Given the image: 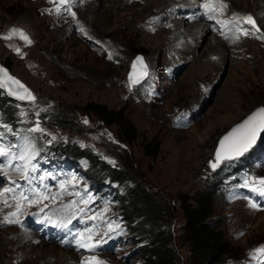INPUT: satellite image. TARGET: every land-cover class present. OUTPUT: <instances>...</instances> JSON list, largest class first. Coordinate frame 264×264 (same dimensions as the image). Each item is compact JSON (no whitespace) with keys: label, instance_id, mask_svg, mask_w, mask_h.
Here are the masks:
<instances>
[{"label":"rangeland","instance_id":"rangeland-1","mask_svg":"<svg viewBox=\"0 0 264 264\" xmlns=\"http://www.w3.org/2000/svg\"><path fill=\"white\" fill-rule=\"evenodd\" d=\"M104 1H91L93 10L102 2L106 5ZM235 1L243 7L238 12L244 14L253 4L252 0ZM175 2L122 0L116 5L120 14L113 19L96 20L94 14L79 6L70 12L71 18L64 6L57 14L55 0H0V61L27 83L36 97L34 102L11 101L10 105L20 129L28 131L39 122L43 135L50 140L56 137L54 143L63 141L60 146L75 141L81 148L95 149L110 167L130 170L133 179L151 195L150 199L166 204L169 209L159 223L174 243L177 264H192L188 246L179 242L184 223L179 197L193 196L209 185L216 189L211 220L221 222L231 248V256L224 264H257L252 253L264 247V210L252 207L236 192L234 177L226 175L233 161H224L215 171L210 169L209 161L214 159L220 139L236 123L264 107V41L245 38L238 44L231 39L223 58L221 50L208 51L205 47L222 45L220 41L210 34L202 37L192 29L191 37L197 36L199 42L202 39L199 48L193 50L189 43L173 46L174 36L187 29L186 25L172 24L165 15ZM229 2L233 10L234 2ZM262 10H257V14L264 16ZM159 11L165 15L164 24L159 22ZM59 15L66 20L59 19ZM261 20L264 28V17ZM12 28L23 30L32 43L27 44L18 35L4 39ZM259 36L256 33V38ZM250 41L258 45H251ZM17 47L22 50L20 53L14 50ZM139 55L152 72L141 84L129 89L127 74ZM246 73L249 76L245 77ZM152 84L158 88L156 93L150 92L154 89ZM91 103L115 110L116 117L104 123L93 114L88 115L85 108ZM60 116L79 123L75 129L63 128L53 122ZM130 123L135 126L136 135L129 141L122 134ZM147 141L159 144L154 159L144 153ZM254 152L241 159L249 164L247 181L264 178V160L251 164V159H247ZM73 170V165L67 169L69 173L47 170L51 173V193L60 191L61 183L67 185L65 194L56 200L63 199L60 206L78 200L74 193H83L82 185L92 182L93 178ZM122 189L113 184L114 197L89 194L93 201L81 215L88 228L96 226L93 241H107L96 248L99 253L94 256L106 264H149L141 250L144 241H148L144 235L150 234L151 228L139 217L138 223L124 219L128 215L122 207L127 204L121 200ZM56 203H51V210ZM106 204L110 211L104 213L103 220L87 219ZM13 210L9 204L0 216ZM113 220L120 225L113 233L118 235L105 239L107 222ZM138 224H143L142 231ZM2 225L0 264H79V255L52 243L46 235L38 238L33 233L19 232L11 224ZM124 230L126 234L122 235Z\"/></svg>","mask_w":264,"mask_h":264},{"label":"snow or ice","instance_id":"snow-or-ice-1","mask_svg":"<svg viewBox=\"0 0 264 264\" xmlns=\"http://www.w3.org/2000/svg\"><path fill=\"white\" fill-rule=\"evenodd\" d=\"M70 0H60L56 4L55 12L60 14L62 11V6L68 5ZM204 9V15L209 20L216 19L214 13L217 11H222L227 7L222 0H218L217 3H205L202 5ZM64 10H67L66 7ZM46 11H53V9H46ZM75 16V13H72ZM234 20H239L240 17L234 16ZM247 25L251 26L248 30L244 31V35H249L252 31L259 33L261 30L257 26L256 21L251 15H248L243 18ZM216 23L225 28L227 25L232 23V21L225 20H216ZM83 31V29H81ZM239 31V29H237ZM19 36L20 39L25 41L27 44H31L32 41L28 35L21 29L12 28L9 33L4 36V39H11L13 36ZM221 35L225 39H229L223 31ZM238 39V36L236 37ZM17 53H20V49L17 47ZM111 59V56H109ZM148 75L147 65L144 63L143 57H137L136 61L132 64V72L129 74V81L131 84H139L140 81ZM7 89V94L16 97L21 101H35L36 97L32 92L23 85L19 80L10 76L7 71L0 68V91ZM21 115H24L22 112ZM2 120V117H0ZM87 123V120H85ZM0 158H3L4 163L0 164V176L6 177L9 181L10 186L4 187L0 190V205L4 207L9 206V194H11V200L15 202V211L9 212L4 216L3 220L0 221V224H19V215L22 214L26 206L31 205H40L43 204V207L40 208V212H44V209L49 207V204L43 203L44 201L51 200L53 203L65 194L67 191V185L65 183L60 184V191L56 193H49L46 186H35L34 181H44L45 176L36 177L33 174L37 172V165L33 163L36 156L38 155L39 150L36 148L35 143L32 140H26L23 145L13 144V143H4L7 134L13 136H19V133L13 131L12 127L7 124L0 123ZM29 132L42 133L44 130L40 127L39 122L35 123V126L28 129ZM50 135V134H49ZM56 137H52V140H55ZM52 140L48 142L51 143ZM264 140V107H260L248 115L241 123L234 126L226 135L223 136L219 141V147L215 153V162L211 164L213 169L217 168L222 161L232 160L239 158L246 153L250 152L254 147L257 146L258 142ZM20 161L21 163H14ZM115 163V162H113ZM8 169H12L20 176L25 184L22 186L15 179L9 176ZM47 175H51L48 173ZM251 187L253 192H256L259 195L264 196V178L253 181H245V187ZM84 193H87V189L84 190ZM81 192H76L74 195L79 199H74L69 201L67 204L61 205L59 211L62 213V216L58 221H54L51 216H45V221L55 224V226L67 229L72 225L73 220H76L78 217H81L80 222L86 223L82 218L81 214L86 212L87 206L92 203L93 197ZM79 204H83L84 207H79ZM256 204H252V207H256ZM110 211L105 207L96 215L88 216V220H103V215L105 212ZM115 225V227H114ZM95 225L92 228H87L83 232H77L74 239L79 248L86 249L88 251H94L101 243H106L107 241L101 238L100 240L93 243V237L96 235L94 231ZM117 229H120V225L115 222H107V233L105 235L114 233ZM122 232V230H121ZM252 257L257 261V264H264V247H260L254 250ZM84 264H106L105 261L98 259L95 256H91L84 261Z\"/></svg>","mask_w":264,"mask_h":264},{"label":"trees","instance_id":"trees-1","mask_svg":"<svg viewBox=\"0 0 264 264\" xmlns=\"http://www.w3.org/2000/svg\"><path fill=\"white\" fill-rule=\"evenodd\" d=\"M10 99L3 90L0 91V111L3 112L5 119H10L14 115L12 106L9 103ZM85 110L88 115L93 114L104 123L113 121L117 115L115 110L108 109L103 104L91 103ZM6 116L9 118H6ZM53 122L63 128L72 129H75L76 124L79 123L76 119L64 116L57 117ZM127 134L131 136L128 138ZM122 135L129 141L134 139L136 135L135 126L131 123L128 124ZM143 150L146 155L154 159L157 156L159 144L147 141L143 146ZM59 152L69 159L76 158L79 155L86 156L90 161L88 173L94 180L101 181L108 176L119 182L124 191L122 199H120L127 203L122 206L128 215L124 219L131 223H138L139 217L141 220L144 219V222L149 223L145 226L151 228L149 230L150 234L144 235V237H148V241H144L141 250L146 253V260L149 264H177L174 243L170 240L169 232L162 231L163 224L159 223L164 217L165 210L169 209L166 204L159 205L154 198L150 199L151 195L141 182L133 179L130 170L123 171L110 167L102 157L100 158L91 150L79 149L75 143L69 142L64 146H60ZM129 182H133V185L130 186ZM215 191L214 186L209 185L193 196L180 195L179 197L184 215L179 242L188 246V259L192 264H224L231 256L230 243L226 240L224 231L220 228L221 222L211 220L214 215ZM142 225L138 226V230L142 231Z\"/></svg>","mask_w":264,"mask_h":264},{"label":"bare ground","instance_id":"bare-ground-1","mask_svg":"<svg viewBox=\"0 0 264 264\" xmlns=\"http://www.w3.org/2000/svg\"><path fill=\"white\" fill-rule=\"evenodd\" d=\"M94 2L95 0H75V2H76V4H77V7L79 6L80 8H82V9H84V10H88L92 15L94 14V19H96V20H105V19H107L108 17L110 18V19H113V16H115V15H117V14H120L121 12L117 9V7H116V5H118L119 3H121L122 2V0H105L104 2H106L107 4L106 5H104L103 4V2L102 3H100L98 6V8L96 9V10H93L95 7L94 6H92L93 4H92V2ZM170 1H174V0H170ZM176 2L174 3V5H171L170 6V10H171V13L173 14V15H171L170 14V12H169V9H168V12L165 14L166 15V17L169 19V20H172L173 22H172V24H174V23H179V24H181L182 26L184 25H188V24H190V21L187 19V18H185L184 19V21L185 22H182L181 21V18H182V16H181V11H182V9H181V7L180 6H177L176 4L178 3V1L177 0H175ZM203 2L205 1V0H202ZM228 1H231V0H228ZM227 0H222V2L224 3V4H227V2H228ZM233 2H234V4H233V7H232V9L233 10H237V11H242L243 10V7H242V5H237V3H236V1L235 0H232ZM239 2H243L244 0H238ZM214 2L215 3H217L218 2V0H214ZM252 2H253V4H252V6H250V10H249V12L251 11H253L252 13L253 14H255L254 12H256L257 10H261V9H263V2H264V0H252ZM132 3H134V2H132ZM172 4V3H171ZM48 5V4H47ZM175 6H177V8L175 9V11H173V9L175 8ZM64 8V7H63ZM80 10V9H79ZM233 10H231V11H233ZM223 11V10H222ZM222 11H221V14L220 13H218L219 11H217V15L218 16H220V17H222L223 15V13H222ZM264 11V10H263ZM257 13V12H256ZM105 14V15H104ZM169 15V16H168ZM258 15V14H257ZM58 17V16H57ZM260 18V17H259ZM78 19V18H77ZM115 19V18H114ZM164 21V20H163ZM260 21H262L261 20V18H260ZM82 22V21H81ZM166 22H167V19H166ZM171 22V21H170ZM79 23V22H78ZM165 23V22H164ZM163 23V24H164ZM169 24V23H168ZM78 25V24H77ZM166 25V24H165ZM158 26V25H157ZM163 26V25H162ZM80 27V26H79ZM178 27H180V26H178ZM76 28V27H75ZM160 28V27H159ZM168 28V27H167ZM66 29V28H65ZM192 29H194V32L196 31V29L195 28H193L192 26H190V25H188L187 26V29H185L184 31H180L179 32V34L177 33L175 36H174V44H173V46H175V45H177L178 43L179 44H190L192 47H193V50L195 49V48H199V44H200V42L202 41V39H201V41L199 42V38H197V36L195 37V38H193V37H191V33H192ZM131 31V30H130ZM175 32V31H174ZM178 32V31H177ZM206 32H207V30H206ZM213 32H215V30H213ZM212 31L211 32H209V34L211 35V36H213L215 39H217L218 41H220V43L221 42H224V43H222V45H216V46H211V45H209V44H207L205 47H207V49H208V51L210 50V49H215V50H221V51H219L220 52V54L222 55V57L223 56H226V52H228L227 50L229 49L228 48V44H227V42H226V40L224 39V38H222V37H220V36H218V35H216V34H214ZM176 33V32H175ZM195 33H197V32H195ZM198 34H200L201 36H202V34H203V31L201 30ZM194 36V35H193ZM200 36V38H202V37H205L206 35H204L203 34V36L201 37ZM260 38H261V36H259ZM187 40V42H186V40ZM203 41H204V39H203ZM258 42V41H257ZM257 42H255V41H250V43H251V45H254L255 47H256V45H258V43ZM224 45V46H223ZM172 50H174L173 48H172ZM224 58V57H223ZM247 76H249V74H247L246 73V75H245V77H247ZM244 77V78H245ZM263 79V78H262ZM94 154H96L93 150H91ZM2 224H0V226H1ZM3 226V225H2ZM18 231L19 232H23V231H21V230H19L18 229ZM23 235H25L26 236V233L25 234H23ZM24 236V237H25ZM23 240H24V238H23Z\"/></svg>","mask_w":264,"mask_h":264},{"label":"water","instance_id":"water-1","mask_svg":"<svg viewBox=\"0 0 264 264\" xmlns=\"http://www.w3.org/2000/svg\"><path fill=\"white\" fill-rule=\"evenodd\" d=\"M139 57H141V56L139 55ZM0 68H1V67H0ZM2 69H4V68H2ZM4 70L6 71V69H4ZM131 72H132V67H131V69H130V71H129V74H130ZM128 78H129V76H128ZM144 78H145V77H144ZM144 78H143V79H144ZM143 79H142V80H143ZM142 80H141V81H142ZM141 81H140V82H141ZM128 82H129V85H130V87H131L133 84L130 83L129 79H128ZM239 123H241V122L236 123L234 126H236V125L239 124ZM234 126H233V127H234ZM226 134H227V133H226ZM226 134H225V135H226ZM222 138H223V137H222ZM222 138H221V139H222ZM218 147H219V145H218ZM216 150H217V149H216ZM215 153H216V152H215ZM213 162H215V154H214V159H213V160H210V162H209L210 166H211V164H212ZM222 162H223V161H222ZM222 162H221V163H222ZM211 168H212V167H211ZM212 169H213V168H212Z\"/></svg>","mask_w":264,"mask_h":264}]
</instances>
